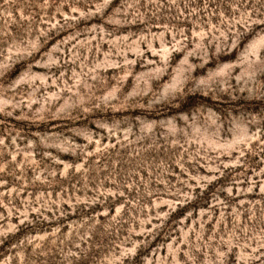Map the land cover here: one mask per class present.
<instances>
[{"label":"rangeland","instance_id":"obj_1","mask_svg":"<svg viewBox=\"0 0 264 264\" xmlns=\"http://www.w3.org/2000/svg\"><path fill=\"white\" fill-rule=\"evenodd\" d=\"M0 264H264V0H0Z\"/></svg>","mask_w":264,"mask_h":264}]
</instances>
